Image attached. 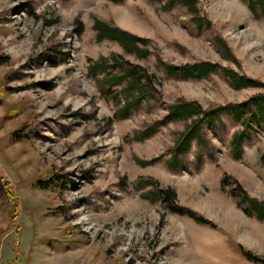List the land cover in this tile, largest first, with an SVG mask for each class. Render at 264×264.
<instances>
[{"label": "rangeland", "instance_id": "rangeland-1", "mask_svg": "<svg viewBox=\"0 0 264 264\" xmlns=\"http://www.w3.org/2000/svg\"><path fill=\"white\" fill-rule=\"evenodd\" d=\"M164 1L0 0V264H260L239 246L264 258V220L236 205L227 192L234 182L220 185L229 175L264 203V124L249 123L236 158L229 142L240 123L220 112L213 129L203 126L199 141L167 162L189 122L167 117L177 99L210 109L264 92V17L244 0H196L211 23L198 32L186 7L165 10ZM94 19L146 38L150 54L96 40ZM158 56L210 61L263 86L234 89L221 72L175 78ZM102 57L107 70L91 75ZM126 61L154 77L122 118L129 91L102 79ZM148 179L212 225L168 211Z\"/></svg>", "mask_w": 264, "mask_h": 264}, {"label": "trees", "instance_id": "trees-1", "mask_svg": "<svg viewBox=\"0 0 264 264\" xmlns=\"http://www.w3.org/2000/svg\"><path fill=\"white\" fill-rule=\"evenodd\" d=\"M120 2L122 0H110ZM247 8L255 17H264V0H244ZM179 3L186 7L189 13L192 14L191 20L198 32L203 28H209L211 23L208 19L200 16L198 8L196 6V0H165L162 4L163 9H169ZM93 29L95 30V38L100 41L103 39H110L116 41L125 52L135 54L139 57H146L150 54L147 49V39L136 36L123 30L117 26H113L107 22L99 19H94ZM215 46L221 51V53L232 61H235V57L231 54L230 49L226 42L220 38L215 37ZM112 54L114 62L119 64L117 56ZM106 59L100 58L97 65H90V74L96 75V66L101 67L103 71L107 70V66L103 65ZM157 62L161 65L165 71V74L179 79H192L200 80L207 78L209 75L215 72H221L227 79L230 86L234 89H241L246 87H261V82L246 76L245 74H239L232 68L222 67L216 63L210 61H197L192 63L173 64L164 61L159 56ZM125 65L121 64L119 72L113 74H107L103 77V82L113 86L122 85L123 90L129 91V96L126 95L125 101L122 106L124 110L123 117H126L129 111L140 104L141 96L149 92L151 84L153 83L154 74L148 73L146 68L141 66H135L127 61ZM125 82V84H123ZM121 89V90H122ZM109 89H103V94L107 93ZM3 90L0 91V94ZM220 112H229L236 120L239 121L241 128L235 131L230 139V149L236 158H240L242 155V142L246 138V132L250 122H254L256 125L261 126L264 124V92L258 91L241 102H229L222 105H217L210 109H202L200 103L197 100H185L183 98L177 99L170 107L167 113L168 118L174 120L188 121V124L182 131L179 132L175 139V145L173 147V154L167 159L169 165H172L177 157V154L183 153L190 148L193 140L199 141L201 138V130L203 126L214 128L219 120ZM264 159V155L261 156ZM229 175H225L221 180V189H225L230 186L232 182L235 183L227 192L236 200V205L248 216H253L258 220H264V203L257 199L250 197L244 190L242 185L236 180L231 181ZM47 181L51 182V179L47 178L45 181H39L38 185L43 188L50 186ZM148 184L155 187L154 197L160 200L164 208L172 213L179 215H186L193 218L199 224L212 225L211 221L197 215L193 210L186 206L177 204L176 193L170 187L158 188L156 181L152 179L146 180ZM9 197H13V193L6 190ZM241 254L248 260L254 263L264 264V258L256 254L251 253L248 250L239 246ZM5 264H19L18 259H14L11 262Z\"/></svg>", "mask_w": 264, "mask_h": 264}]
</instances>
